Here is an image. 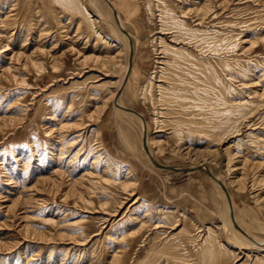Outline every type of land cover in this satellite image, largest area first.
Returning <instances> with one entry per match:
<instances>
[{"label": "rangeland", "instance_id": "1", "mask_svg": "<svg viewBox=\"0 0 264 264\" xmlns=\"http://www.w3.org/2000/svg\"><path fill=\"white\" fill-rule=\"evenodd\" d=\"M110 2L124 85L102 0H0V264H264L113 104L264 241V0Z\"/></svg>", "mask_w": 264, "mask_h": 264}, {"label": "water", "instance_id": "2", "mask_svg": "<svg viewBox=\"0 0 264 264\" xmlns=\"http://www.w3.org/2000/svg\"><path fill=\"white\" fill-rule=\"evenodd\" d=\"M103 2L111 9V12H112V16H113V19L115 21V23L117 24V27L119 28L120 32L125 36L127 37L128 39V42H129V58H128V67H127V74L125 76V79H124V82H123V85L125 84L126 82V79L129 75V72L131 71V66H132V58H133V43H132V40L129 36V33L127 32L126 29H124L122 26H121V23L119 21V17H118V14H117V11L115 10V8L113 7V5L111 4V2L109 0H103ZM123 85L118 89L116 95H115V98L113 100V104L115 107L125 111V112H129L131 114H134L135 116L139 117V119L143 122V124L145 123V119L144 117L136 110L134 109H131V108H127V107H121L118 105L117 103V98H118V95L120 94L122 88H123ZM146 135H147V131L145 129V127L143 128V135H142V144H143V148L146 150L147 146H146ZM154 165L156 167H159V166H162L163 169H167V170H170V171H182V172H192V171H202V172H205L215 183H217L219 185V187L222 189L223 193L225 194L226 196V199H227V202H228V205H229V212H230V217H231V221H232V224H233V227L235 229H237V231H239L241 234H244L243 230L241 228H239V226L235 223V220H234V215H233V211H232V207H231V200H230V196H229V193L227 191V189L225 188V186L223 185V183L216 178V176L214 174L211 173V171H209V169H207V167L205 166H198V167H195V168H177V167H172V166H167V165H160L159 163H154Z\"/></svg>", "mask_w": 264, "mask_h": 264}, {"label": "bare ground", "instance_id": "3", "mask_svg": "<svg viewBox=\"0 0 264 264\" xmlns=\"http://www.w3.org/2000/svg\"><path fill=\"white\" fill-rule=\"evenodd\" d=\"M110 1V0H109ZM102 2H103V0H102ZM104 3V2H103ZM112 4V3H111ZM104 5H106L105 3H104ZM113 5V4H112ZM107 6V5H106ZM108 7V6H107ZM114 7V6H113ZM109 8V7H108ZM110 9V8H109ZM116 10V9H115ZM110 11H111V9H110ZM112 13V12H111ZM118 14V13H117ZM118 17H119V15H118ZM119 21H120V23H121V26L123 25V22H122V20H121V18L119 17ZM117 25V24H116ZM123 27V26H122ZM119 29V28H118ZM128 32V31H127ZM130 36V35H129ZM131 38V37H130ZM125 39V38H124ZM126 45L129 47V42H128V39H127V37H126ZM132 61H133V58H132ZM126 74H127V72H126ZM125 76L126 75H124V79H125ZM124 79H123V82H124ZM127 80V79H126ZM122 81V80H121ZM120 85V84H119ZM121 87V86H120ZM119 89V88H118ZM118 89L116 90V91H118ZM121 93V92H120ZM114 96H115V94H114ZM119 96V95H118ZM120 97V96H119ZM115 98V97H114ZM113 98V99H114ZM117 103H118V105L119 106H121V107H125V106H123L122 104H121V102L119 101V100H117ZM116 109L118 110V111H120V112H124V113H129V112H125V111H123V110H121V109H119V108H117L116 107ZM131 113H129V115H130ZM141 114V113H140ZM131 115H133V116H135L134 114H131ZM136 117V119L140 122V124H141V130H142V135H143V128L145 127V129H146V131H147V126H146V124L144 123L143 124V122L139 119V117H137V116H135ZM146 146H147V148H146V150L143 148V144H142V148H143V150H144V152H145V154H146V156L148 157V159H149V161H150V163L155 167V168H157L158 170H161V171H166L165 169H163V167L162 166H159V167H156L155 165H154V163H157V161L154 159V156H153V153L151 152V148L149 147V133H148V131H147V135H146ZM161 165V164H160ZM200 166H204L203 164L202 165H200ZM197 167V166H196ZM206 167V166H205ZM178 168H187V167H178ZM189 168H191V167H189ZM210 171V170H209ZM192 172H195V171H192ZM212 174H214L213 172H211ZM215 175V174H214ZM216 176V175H215ZM209 177V176H208ZM216 178L217 179H219L222 183H223V185L225 186V188L227 189V191H228V188H227V186H226V184L224 183V181L222 180V179H220L219 177H217L216 176ZM212 180V179H211ZM213 181V180H212ZM240 182V181H239ZM213 183H214V185L217 187V189H219V191H220V193H221V196H222V199H223V202H224V213L226 214V217H227V219H228V221L231 223V226H232V229L234 230V231H236L237 232V229H235L234 227H233V224H232V221H231V217H230V212H229V205H228V202H227V199H226V196H225V194L223 193V191H222V189L219 187V185L217 184V183H215L214 181H213ZM240 186V185H239ZM228 193H229V191H228ZM230 196V195H229ZM230 200H231V197H230ZM231 207H232V211H233V205H232V202H231ZM233 215H234V212H233ZM222 217V216H221ZM234 220H235V223L239 226V228H241L242 230H243V232H244V234H241L239 231L237 232V233H239L241 236H243V238H245V239H247L249 242H250V245L251 246H253V247H258V248H260V250H261V248L262 247H264L263 245H264V241L263 240H260V239H257V238H255L252 234H250L247 230H245L244 228H242V227H240V224H239V222L237 221V219L235 218V215H234ZM227 221V222H228ZM226 223V222H225ZM229 226H230V224H228ZM231 228V227H230ZM231 233V232H230ZM207 240H208V238H207ZM206 240V241H207ZM214 247V246H213ZM256 249V248H255ZM259 259V258H258Z\"/></svg>", "mask_w": 264, "mask_h": 264}]
</instances>
